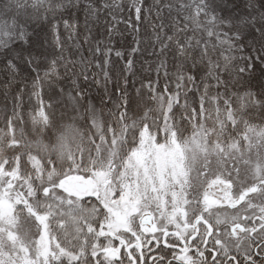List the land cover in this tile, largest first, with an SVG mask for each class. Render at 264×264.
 <instances>
[{
  "label": "trees",
  "instance_id": "trees-1",
  "mask_svg": "<svg viewBox=\"0 0 264 264\" xmlns=\"http://www.w3.org/2000/svg\"><path fill=\"white\" fill-rule=\"evenodd\" d=\"M256 1L0 0V164L37 146L50 153L69 131L59 163L100 158L109 139L132 148L164 118L176 135L201 127L223 144L264 130V0ZM47 32L52 53L34 63ZM45 193L37 205L55 240L79 248L76 264H95L80 227L90 204Z\"/></svg>",
  "mask_w": 264,
  "mask_h": 264
},
{
  "label": "rangeland",
  "instance_id": "rangeland-1",
  "mask_svg": "<svg viewBox=\"0 0 264 264\" xmlns=\"http://www.w3.org/2000/svg\"><path fill=\"white\" fill-rule=\"evenodd\" d=\"M231 1L235 3V0ZM47 34L49 37L50 33ZM41 35L35 51L37 54L30 58L34 63L40 53H52L51 38ZM41 118L44 120V117ZM169 127V122L164 118L160 129L153 132L142 129L137 144L129 149H122L117 138L109 139V145L97 149L100 158L90 157L82 163L73 158L59 163L63 158L58 157V151L65 154L72 147L73 132H64L57 137V148L50 153L43 152L42 146H37L35 153L27 159L22 156L1 163L0 264L77 263L76 254L68 253L51 234L49 215L47 211L39 209L37 193L46 192L43 195L45 200L48 196H54L72 206L84 201L91 206L86 208L89 212L96 209L97 203L103 202L105 209L109 210L108 214L112 211L116 219L118 217L117 228L108 226L104 235L115 234L118 237L121 231L126 230L125 221L128 218H137L150 208L144 207L146 203L152 202L162 207L173 199V195L181 191L192 192L193 184L214 175L228 161H234L244 173L245 169L251 170L264 163L263 129H247L232 142L223 144L215 135L209 138L207 134L210 133L201 127H197L196 132L188 137L176 135ZM32 133L38 143L41 133L35 130ZM246 146L248 150L243 154L244 158H239ZM244 176L240 174L237 178ZM74 182L85 184L87 192L96 196L91 195V200L81 199L72 187ZM183 185L186 188H181ZM145 191L155 198L146 200L142 205L143 200L138 194ZM45 200L44 203H47ZM168 209L162 211L167 212ZM52 224L59 229V220H53ZM104 224L107 222L104 221ZM68 225L72 230L76 229V223Z\"/></svg>",
  "mask_w": 264,
  "mask_h": 264
},
{
  "label": "flooded vegetation",
  "instance_id": "flooded-vegetation-1",
  "mask_svg": "<svg viewBox=\"0 0 264 264\" xmlns=\"http://www.w3.org/2000/svg\"><path fill=\"white\" fill-rule=\"evenodd\" d=\"M247 146L239 158H244ZM224 165L193 184L192 192L173 195L163 208L146 203L150 208L128 218L118 237L104 235L108 226L117 228L118 217L108 214L103 202L90 212L84 209V256L95 264H264V163L245 173L234 161ZM239 173L245 176L238 179ZM76 183L72 187L82 199L96 196L88 188L79 192ZM149 195L138 194L142 205L155 198ZM61 246L79 262V248Z\"/></svg>",
  "mask_w": 264,
  "mask_h": 264
},
{
  "label": "water",
  "instance_id": "water-1",
  "mask_svg": "<svg viewBox=\"0 0 264 264\" xmlns=\"http://www.w3.org/2000/svg\"><path fill=\"white\" fill-rule=\"evenodd\" d=\"M75 187H76L79 191H84L85 188H86V185L83 184V183L77 182V183L75 184Z\"/></svg>",
  "mask_w": 264,
  "mask_h": 264
}]
</instances>
